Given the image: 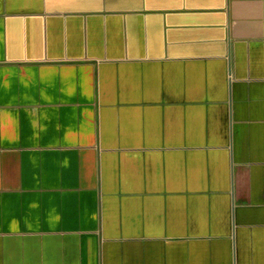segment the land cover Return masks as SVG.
<instances>
[{
	"label": "crops",
	"instance_id": "crops-1",
	"mask_svg": "<svg viewBox=\"0 0 264 264\" xmlns=\"http://www.w3.org/2000/svg\"><path fill=\"white\" fill-rule=\"evenodd\" d=\"M0 264H264V0H0Z\"/></svg>",
	"mask_w": 264,
	"mask_h": 264
}]
</instances>
